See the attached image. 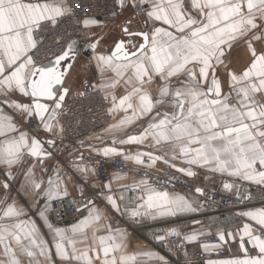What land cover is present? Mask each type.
Returning a JSON list of instances; mask_svg holds the SVG:
<instances>
[{"label": "snow or ice", "instance_id": "obj_1", "mask_svg": "<svg viewBox=\"0 0 264 264\" xmlns=\"http://www.w3.org/2000/svg\"><path fill=\"white\" fill-rule=\"evenodd\" d=\"M129 9L130 15L115 25L119 35L102 47L108 34L93 29L107 27V21ZM137 17L140 28L135 26ZM70 27L78 30L76 37ZM81 32L86 33L84 39L79 38ZM81 45L90 50L88 64L95 65L101 80L85 81V90L76 96L87 98L88 88L98 89L108 102L106 111L119 116L104 129L112 145L98 150L103 156H120L148 169L163 164L188 177L197 175L193 168H204L264 190V0H0V188L5 190L0 197V264H23L24 257L28 264H57L54 256L61 264L136 260L126 254V230L113 229L95 200L82 205L88 215L71 229L54 227L47 212L51 202L69 195L67 185L59 174L55 180L49 176L45 185L36 178L32 160L25 166V157L43 165L53 155L45 145L55 148L56 138L65 131L62 121L71 111L66 98L73 91L65 85L84 54ZM237 50L245 57L240 67L233 60ZM32 121L52 138L41 140L24 130L22 125ZM140 121L138 131H128ZM132 146L137 151L132 152ZM75 167L81 173L90 171ZM13 169L23 176L17 189L22 198L29 193L44 198L38 214L51 241L25 205L7 196L10 182L17 179ZM164 175L165 184L175 178ZM158 179L144 171L131 185H122L141 193L123 210L118 203L123 195H100L133 223L201 210L199 201L170 193L157 185ZM103 187L111 192V180ZM223 187L236 185L225 182ZM195 191L203 194L200 187ZM239 215L246 218L242 226L218 230L220 243L200 247L215 252L235 240L241 254L204 264H264V207ZM206 234L211 233L193 231L183 239L196 241ZM169 235L180 233L172 229ZM143 254L169 264L158 254ZM185 256L184 264H194Z\"/></svg>", "mask_w": 264, "mask_h": 264}, {"label": "crops", "instance_id": "obj_2", "mask_svg": "<svg viewBox=\"0 0 264 264\" xmlns=\"http://www.w3.org/2000/svg\"><path fill=\"white\" fill-rule=\"evenodd\" d=\"M130 12H131L130 9L125 11L123 16L118 17L117 21L110 24L109 27L107 28L93 29L94 31L108 34L106 36V39L103 41L102 47L107 48L113 43V37L119 35V29L116 28L115 25L118 24L120 20H123L126 17H128L130 15ZM135 26L137 28L141 27L139 17H137ZM81 57L82 56L79 57L75 66V70H73L74 83L72 84L71 87L73 91H78L81 90V88L85 87V81H87L88 84H94L100 82L101 80V77L95 65L88 64V60L90 59V56L88 57L83 56L82 58ZM244 59L245 57L240 52V50H237L233 53V60L234 62H236L237 67H240L244 63ZM109 75H111V73H109ZM121 93H122V89H118L117 94L119 95ZM116 119H119L118 115L112 117V123L115 122ZM142 123L143 121L138 122L135 126L128 129V131L131 132L138 131ZM24 130L28 131L27 129ZM90 145L91 147H89ZM111 145H112L111 138L103 130L102 132L97 133V135H94L91 139L87 140L84 143V148H86L88 151L92 153L95 154L99 153L103 156L102 152L98 150L102 149L105 146H111ZM124 147L126 151L129 150V146L126 145ZM46 149L49 150L48 148ZM130 150L132 152H135L137 151V148L135 146H132ZM52 153L53 155L51 158L44 159L43 165L36 162L35 158L25 157V166H28V161L32 160L34 164L33 170L35 171L36 178L38 180L40 179L44 180L45 185L47 184V179L49 176H51L55 180L56 175L59 174L63 182L67 185V190L69 195L66 197L82 195L81 191L83 192V194H88V195L94 194L95 197L92 198V200H95V207L99 208L102 212L105 213L109 222L112 224L113 229L120 228L126 230L127 233L126 254L130 256L131 255L136 256V260L134 264H163V262L159 261L155 256H148V255H144L143 253H155L158 254L159 256L165 257V255L162 252L165 251L168 247L169 237L173 236V235H169V232L172 229H176L180 233L179 236L181 240L185 243L188 251L190 252L197 249L203 250L200 247V245L203 243H207L205 240H203L204 237L215 235V233L218 230L226 229L228 231H232L235 228L242 226L243 223L246 222V218L241 217L239 213H236L234 215L219 214L218 216L217 215L202 216L201 213L203 212L204 208H201V210L196 213H182L176 216H162V217H157L155 220L151 218H142L139 219V222L136 223L130 222L128 216L114 212L111 209V207L108 205L106 199L102 198L100 194L103 193L104 197H106L107 195H113L116 198H119L121 195H123L125 199L123 201L118 200V203H120L121 209L123 210L125 204H130L133 201L134 197L141 195V193L132 190L129 187H122V185H131L135 178H132L130 176L128 177L121 176L123 177L122 179L116 180L114 179L115 176L114 175L113 178L111 179L112 190L111 192H109L108 189L103 187V185H100L97 183V181H95L96 173L94 167L86 163H81L79 160H77L74 156L75 153L73 151L67 149L64 151L57 150L53 152L52 150ZM112 157H120V156H114V155L108 156V158H112ZM127 163L129 165H132L133 167L140 168L142 170H146L152 173L175 172L179 174L182 178H185L190 184H192L195 187V189L197 187L202 188L203 193H205L207 190L218 187V185L224 179H232L231 177H228L226 174L225 175L214 174L204 168H193V170L196 171L197 175L194 177H188L185 174L176 172L175 170L170 169L163 164H157L155 167L148 169L146 168V166L135 165L131 161L126 162V164ZM177 163L179 164V166L182 167L186 166L180 163L179 161ZM76 165H80L81 167H87L90 169V171L87 173H81L75 167ZM0 168L2 169L3 166L0 165ZM91 169H94V171H91ZM13 172L16 175L17 179L15 181L10 182V188L7 190V196L15 198L19 203L25 205L26 209L28 210V215L32 219H34L36 223L41 227V231L44 235V238L51 241L52 239L51 233L49 232L47 227L43 224V221L41 220L38 214L39 211L43 210L45 207L44 198L33 197L31 193H29L28 196L22 198L18 194L17 189L20 188V184L23 181V176L20 174L19 169H13ZM206 176L209 178L205 179ZM69 177H71V179H69ZM2 181L3 180H0V182ZM169 192L184 195L190 200H196L201 203V195H202L201 193L196 192L195 194H191V193L187 194L180 191H173V192L169 191ZM4 196H5V190L3 188H0V197H4ZM28 205H32V207L28 208ZM252 209L255 208H251L248 210H252ZM87 215H88V211L85 209L81 217L74 220H70L69 223H58L56 221H53L52 218L53 216L51 215L50 212H47L49 222H51L54 227H61L64 229H71V227L74 224L78 223L83 217ZM193 231H203L205 233H211V234H206L204 236L198 237L196 241H186L183 239L185 235L190 234ZM87 234L88 237L91 238L92 236L91 230H87ZM99 234L103 235L105 233L101 232ZM157 236H164L165 239L163 241L158 240L156 239ZM77 247L78 248L83 247V244L78 243ZM249 247L251 246L249 245ZM2 251H3V246L0 245V253H2ZM216 252H218V254L213 256L211 259H225L233 255L241 254L238 247V243L235 240H230L226 245H222V247ZM53 258L56 259L57 264H61L58 258H56L55 256ZM0 259H4V257L0 255ZM23 264H28L27 257L23 258ZM169 264L172 263L169 262Z\"/></svg>", "mask_w": 264, "mask_h": 264}, {"label": "built area", "instance_id": "obj_3", "mask_svg": "<svg viewBox=\"0 0 264 264\" xmlns=\"http://www.w3.org/2000/svg\"><path fill=\"white\" fill-rule=\"evenodd\" d=\"M117 19L115 21H107V27L116 22ZM69 24H71V22H69ZM69 30L72 31L73 37H76L78 30L71 27ZM85 36L86 33L81 32L79 38L84 39ZM84 90L85 87L78 91ZM87 90L90 93L87 98H78L76 96L77 91H72L68 95L66 98V107L71 111L62 121L65 125V131L61 136L56 138L55 148H49L47 145H45V147L51 151L53 150V152L57 150L64 151L67 149L73 151L77 160L94 167L96 173L95 181L100 185L108 183L113 176L117 174L120 176H130L135 179L141 178L146 170L133 167L128 163L126 164V162L120 157L108 158L99 153H92L84 148V143L107 128L108 125L112 123L113 117L106 111L108 108V102L103 99V92L91 88H88ZM37 124L38 121H32L30 124L25 122L22 127L27 129L31 134L38 135L41 140L52 138L51 134L37 128ZM81 142H83V144H81ZM81 156L83 159H81ZM136 169L140 170L136 171ZM165 173L175 177L169 184L164 183ZM148 174L151 177H158L159 179L156 181L157 185L168 191H180L187 194L196 193L195 187L175 172H148ZM0 180H4L2 171H0ZM225 182L233 183L236 187L231 190L225 189L223 187ZM248 193H252L251 198H245ZM94 197V194L62 197L51 202V207L48 212L51 213L56 222L62 223L64 221L74 220L81 217L84 213L85 209L82 205L87 204V202ZM201 204L202 208H204L201 213L202 216H218L219 214L234 215L251 208L263 207L264 190L237 179H224L218 187L207 190L201 195ZM203 240L212 244L219 243L216 235L206 236ZM162 253L172 264H184L186 259L185 253H187V259L192 260L194 264H204L205 260L211 259L218 254L216 251L204 252L201 249L189 252L185 243L181 240L180 236L177 235L169 237L168 247Z\"/></svg>", "mask_w": 264, "mask_h": 264}, {"label": "water", "instance_id": "obj_4", "mask_svg": "<svg viewBox=\"0 0 264 264\" xmlns=\"http://www.w3.org/2000/svg\"><path fill=\"white\" fill-rule=\"evenodd\" d=\"M81 50H82V52L84 53L83 56L88 57V56L91 55L90 50L83 48L82 45H81ZM73 70H75V67H74ZM73 70H72V74H71V76L69 77L68 81L66 82V85H65V86H70V87H72V84L74 83V82H73V81H74V71H73ZM47 146H48V145H47ZM48 147H49V146H48ZM49 148H51V147H49ZM52 218H53V217H52ZM53 221H55L54 218H53ZM69 222H70V220H69V221H64V222H62V223H69ZM58 223H60V222H58Z\"/></svg>", "mask_w": 264, "mask_h": 264}, {"label": "rangeland", "instance_id": "obj_5", "mask_svg": "<svg viewBox=\"0 0 264 264\" xmlns=\"http://www.w3.org/2000/svg\"><path fill=\"white\" fill-rule=\"evenodd\" d=\"M81 56L83 57V55H81ZM82 57H81V58H82Z\"/></svg>", "mask_w": 264, "mask_h": 264}]
</instances>
